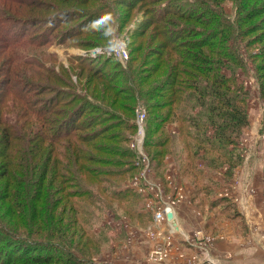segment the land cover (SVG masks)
Wrapping results in <instances>:
<instances>
[{
	"label": "trees",
	"instance_id": "obj_1",
	"mask_svg": "<svg viewBox=\"0 0 264 264\" xmlns=\"http://www.w3.org/2000/svg\"><path fill=\"white\" fill-rule=\"evenodd\" d=\"M87 2L97 7L91 11ZM223 2L233 7L231 17L224 13ZM70 3L81 6L68 11L74 5ZM117 3L127 10L142 6L148 14L144 31L159 36L156 44L147 45L146 40L145 51L128 58L130 63L142 61L138 70L130 65L127 73L144 86L126 82L119 72L108 77L95 72L100 85L94 84L92 91L100 100L86 98L84 92L75 94L70 80L44 65L43 49L29 47L46 44L50 35L60 33L56 24L75 17L78 25L65 27L62 35L100 38L85 26L106 15V20H125L127 10L117 14ZM58 4L61 10L56 9ZM49 11L57 13L44 15ZM255 16L264 23V0H0V264H89L95 244L88 228L92 204L100 196L115 201L140 197L130 189L125 190L128 194L109 189L132 170L127 142L134 129L137 96L145 110L144 150L158 158L168 139L162 132L164 123L173 122L176 138L183 137L189 149L185 153L189 168L182 174L193 183L195 206L203 211L202 202L208 198L205 210L212 212V219L236 215L227 197L209 198L215 182L196 172L194 158L201 150L199 157L209 172L225 164V179L240 160L235 137L246 124L247 92L236 81L234 68L262 58L254 65V76L259 79V96L264 94V27H258L260 50L245 55L241 51L257 40L247 39L249 21ZM50 17L52 21H47ZM81 39L80 44L90 46ZM111 57L81 64L104 68ZM116 81L125 83L117 86ZM88 82L89 77L84 88ZM106 90L111 91L110 102L103 104L109 96ZM120 97L124 101L117 103ZM115 103L124 114L110 121L116 118L111 107ZM106 115L111 119L101 122ZM155 133L161 136L151 139ZM262 172L264 177V162ZM261 194L264 199V185ZM130 212L147 218L135 201Z\"/></svg>",
	"mask_w": 264,
	"mask_h": 264
},
{
	"label": "rangeland",
	"instance_id": "obj_2",
	"mask_svg": "<svg viewBox=\"0 0 264 264\" xmlns=\"http://www.w3.org/2000/svg\"><path fill=\"white\" fill-rule=\"evenodd\" d=\"M87 3L88 9L91 11L97 7L94 3ZM70 4L74 5L68 7V11L81 6L77 3ZM115 5L117 14L121 16L122 12L126 13L127 9L122 4ZM221 6L227 16L233 15L234 9L229 2H223ZM55 7L57 10L62 9L60 4ZM145 11L142 6L135 4L133 8L127 10L125 20L121 21L120 17L106 20V15L104 20L99 23L85 26L86 29L98 32L100 38L97 39L80 33L71 36L62 35L61 31L63 32L65 27L75 26L78 21L77 17L68 20L67 24L60 22L54 26L60 33L50 35L51 39L46 44L37 48L30 46L29 50L43 49L41 53H46V55L40 54V57H42L44 65L52 68L67 81L70 80L74 85L73 92L79 95V92H84L86 98L97 101L101 98L99 93L95 90L92 91L94 84L100 85V80L94 78L95 72H100L107 77L112 73L116 75L119 72V76L126 82L129 80V83L141 88L144 84L131 81L127 69L132 65L131 67L136 66L138 70V67L143 65L142 61H138L137 58L133 63H130L128 58L143 53L145 51L143 43L145 44L146 40L149 41L147 45L152 44L153 46L159 39V36L155 37L148 29L144 31L143 22L148 15ZM56 13L49 11L44 15L51 16ZM260 16H255L249 21L251 31L247 34V39L252 41L257 39L255 40L257 43L249 42L250 45L247 49L241 50L243 55L245 52L260 50L262 30H259L258 27L260 29L264 27ZM53 17L48 18L47 21H52ZM104 22L105 24H103ZM81 38L88 39H84V41L91 43L90 46L80 44L83 40ZM95 42H99V44ZM117 43L122 45L126 52L124 60H120L112 54L113 46ZM98 56L112 57L106 59L107 65L104 68L89 66L90 62L81 64L87 59ZM261 60L262 58L254 59L253 62L247 60L242 65L243 68L238 65L233 71L236 81L247 92L245 97L246 124L240 128L235 137V146L239 149L240 157L238 163L234 165L231 173L225 179L223 177L225 164H220L212 172H209L207 163L199 157L201 150H198V154H195L194 158L196 172L201 175H209L215 182L211 187L212 193L209 198L227 197L234 204L238 213L231 217L222 216L219 219H212V212L205 210L208 206V198L202 202L203 211L195 206V201L191 200L193 183L184 178L182 174V169L188 170L189 168L185 164V153L189 152V149L185 145L183 137L176 138V126L173 122L164 123L162 132L166 133L168 139L165 149L158 158L151 157L144 150L142 138L145 110L141 99L136 95L132 118L134 129L127 142V146L133 154L132 170L127 177L122 176L115 188L109 189L119 190L125 194H128L125 190L130 189L140 197H125L115 201L100 196L99 201L92 204L88 211L90 217L88 228L95 244L93 245L94 252L90 253L87 258L89 264H140L142 262L150 264H226V259L233 257L232 251L218 252L225 263L218 259L211 260L207 254V251L209 253L218 249V243L224 241L231 244L232 248L244 249L249 255L254 251L257 257L253 264H264V199L261 194L264 185L262 172L264 162V94H262V98L259 96V79L254 76V65ZM87 77H89V82L84 88V79ZM50 81L53 82V80ZM116 82L117 84L119 82L117 86H123L125 83L124 81ZM106 93L109 96L102 99L103 104L107 101L110 102L111 91L106 90ZM121 101H124L123 98L117 99V103ZM111 107L115 111L113 116L116 118H112L110 121H118L121 117L119 113H124L119 111L116 103ZM136 110L143 113L139 121H135ZM107 119H111V117L106 115L101 119V122L105 123L108 121ZM102 130L106 129H99V131ZM157 136H161V134L155 133L151 139ZM135 147H139V152ZM123 164L128 165L126 162ZM123 164L122 167H124ZM132 201H135L139 211L146 214V219L137 218L130 212ZM164 203L168 204L170 216H173L177 226L172 233L168 232L166 217H161L158 220L153 218L154 212L159 210ZM181 207H190L200 217L199 226L191 225L190 228L183 229L180 221H177ZM220 221L222 226H217ZM153 253L156 255L152 256ZM247 258V255L242 257L243 260Z\"/></svg>",
	"mask_w": 264,
	"mask_h": 264
},
{
	"label": "crops",
	"instance_id": "obj_3",
	"mask_svg": "<svg viewBox=\"0 0 264 264\" xmlns=\"http://www.w3.org/2000/svg\"><path fill=\"white\" fill-rule=\"evenodd\" d=\"M234 190H235V188L233 189V191ZM179 210L180 211H179V213L177 215L179 217H178L177 221H180V223L184 227V228L182 227L183 229L186 230V228H188V227L190 228L191 225L192 226H194V225L195 226H199L200 217L197 214H195L190 207H181ZM228 221L232 222L231 220H228ZM178 225H180L179 222H178ZM217 226H222L221 221L217 224ZM232 233H234V231H232ZM217 246L219 248L215 249V251H211V252L208 253V251L206 250L207 254L211 258V260L218 259L220 261H223V257L221 255H219L218 252H221V251H224V250H226V251L229 250V251L233 252V257L227 258L226 259V264H253V262L256 260V257H257L254 254V251H253V253H251L249 255L242 248H238V249L232 248L231 244L227 243L226 241L218 243ZM245 254L248 256V258L243 260L242 257H245L246 256ZM252 255H253V257H251ZM250 257H251V259H250ZM223 263H225V262L223 261ZM140 264H150V263H146V262L143 263L142 262Z\"/></svg>",
	"mask_w": 264,
	"mask_h": 264
},
{
	"label": "built area",
	"instance_id": "obj_4",
	"mask_svg": "<svg viewBox=\"0 0 264 264\" xmlns=\"http://www.w3.org/2000/svg\"><path fill=\"white\" fill-rule=\"evenodd\" d=\"M112 54L115 55V57L120 59V60H124L126 58L125 50L123 49L122 45H120L118 43L113 46ZM142 115H143V113L140 110H136L135 121L141 120ZM135 148L139 152V147H135ZM167 214H168V216H167ZM170 215H171V212L169 210V206L167 203H164L159 210L154 212L153 218L155 220H158L161 217H166L168 232L172 233L175 231L177 226H176L175 221H174L175 219ZM154 254L156 255V253H153L152 256H155Z\"/></svg>",
	"mask_w": 264,
	"mask_h": 264
},
{
	"label": "water",
	"instance_id": "obj_5",
	"mask_svg": "<svg viewBox=\"0 0 264 264\" xmlns=\"http://www.w3.org/2000/svg\"><path fill=\"white\" fill-rule=\"evenodd\" d=\"M167 216H168V214H167Z\"/></svg>",
	"mask_w": 264,
	"mask_h": 264
},
{
	"label": "bare ground",
	"instance_id": "obj_6",
	"mask_svg": "<svg viewBox=\"0 0 264 264\" xmlns=\"http://www.w3.org/2000/svg\"><path fill=\"white\" fill-rule=\"evenodd\" d=\"M173 217V216H172Z\"/></svg>",
	"mask_w": 264,
	"mask_h": 264
}]
</instances>
